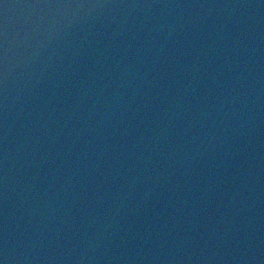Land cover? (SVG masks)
<instances>
[{"label":"water","instance_id":"1","mask_svg":"<svg viewBox=\"0 0 264 264\" xmlns=\"http://www.w3.org/2000/svg\"><path fill=\"white\" fill-rule=\"evenodd\" d=\"M0 264H264V0H0Z\"/></svg>","mask_w":264,"mask_h":264}]
</instances>
